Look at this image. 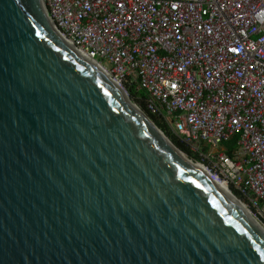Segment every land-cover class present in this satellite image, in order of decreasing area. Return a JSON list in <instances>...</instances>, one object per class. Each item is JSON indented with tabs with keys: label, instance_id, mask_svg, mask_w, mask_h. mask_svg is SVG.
<instances>
[{
	"label": "water",
	"instance_id": "water-1",
	"mask_svg": "<svg viewBox=\"0 0 264 264\" xmlns=\"http://www.w3.org/2000/svg\"><path fill=\"white\" fill-rule=\"evenodd\" d=\"M44 0H0V264H264V230Z\"/></svg>",
	"mask_w": 264,
	"mask_h": 264
},
{
	"label": "built area",
	"instance_id": "built-area-1",
	"mask_svg": "<svg viewBox=\"0 0 264 264\" xmlns=\"http://www.w3.org/2000/svg\"><path fill=\"white\" fill-rule=\"evenodd\" d=\"M44 3L65 42L125 93L143 90L264 230V0Z\"/></svg>",
	"mask_w": 264,
	"mask_h": 264
},
{
	"label": "trees",
	"instance_id": "trees-1",
	"mask_svg": "<svg viewBox=\"0 0 264 264\" xmlns=\"http://www.w3.org/2000/svg\"><path fill=\"white\" fill-rule=\"evenodd\" d=\"M128 93L129 95L135 97L136 99V103L138 104V106L148 115V117L161 129L164 130L165 134L167 135V137L171 140V142L178 147L181 151H183L190 159H192L193 161H199V157L197 154L193 153L188 145H186L183 141L180 140V138L178 136H176L174 133H172V131L170 129H168V127L163 124L160 120L159 117L149 113L146 110V106H145V101L147 98L146 93L143 90H137L134 86H130L128 88ZM236 138V135L232 137V139L229 141V149H232L231 145H234V140Z\"/></svg>",
	"mask_w": 264,
	"mask_h": 264
},
{
	"label": "bare ground",
	"instance_id": "bare-ground-1",
	"mask_svg": "<svg viewBox=\"0 0 264 264\" xmlns=\"http://www.w3.org/2000/svg\"><path fill=\"white\" fill-rule=\"evenodd\" d=\"M125 98H126V100H127L130 104L132 103V101L129 99V97H128L127 94H125ZM158 131H159V134H160L161 136H163L167 141L170 142V140H169V139L163 134V132H162L160 129H159ZM196 164H197V166H198L200 169H202L205 173L208 174V172H207V170H206V168H205V166H204L203 164H201V163H199V162H197ZM208 176H209V174H208ZM216 183L219 185V187H220L221 189H223V190L228 194V196H229L231 199H235V198L232 197L231 193L228 191V189L226 188V186H224L223 184L218 183V182H216ZM235 202L241 207V209H242L244 212H246L245 209L243 208V205H242V204H240V203H239L238 201H236V200H235Z\"/></svg>",
	"mask_w": 264,
	"mask_h": 264
},
{
	"label": "rangeland",
	"instance_id": "rangeland-1",
	"mask_svg": "<svg viewBox=\"0 0 264 264\" xmlns=\"http://www.w3.org/2000/svg\"><path fill=\"white\" fill-rule=\"evenodd\" d=\"M127 95H128V97H129V99L137 106V107H139L138 106V104L136 103V99H135V97H133V96H131V95H129V93L127 92L126 93ZM140 108V107H139ZM141 109V108H140ZM142 110V109H141ZM143 111V110H142ZM144 112V111H143ZM145 113V112H144ZM146 114V113H145ZM147 115V114H146ZM148 116V115H147ZM152 121V120H151ZM153 122V121H152ZM154 123V122H153ZM155 124V123H154ZM156 125V124H155ZM157 126V125H156ZM158 127V126H157ZM159 128V127H158ZM162 132H163V134L167 137V135L165 134V132H164V130L163 129H161V128H159ZM169 129V128H168ZM168 138V137H167ZM169 139V138H168ZM170 140V139H169ZM171 141V140H170ZM221 146H223V145H219L218 146V148L220 149L221 148ZM183 152V151H182ZM184 153V152H183ZM184 155L186 156V157H188L185 153H184ZM189 158V157H188ZM190 159V158H189ZM192 160V159H191ZM205 165V164H204Z\"/></svg>",
	"mask_w": 264,
	"mask_h": 264
}]
</instances>
